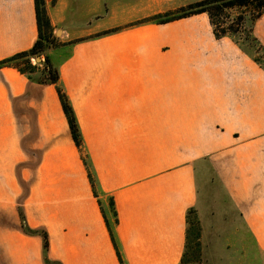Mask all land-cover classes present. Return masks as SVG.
Returning a JSON list of instances; mask_svg holds the SVG:
<instances>
[{"label": "crops", "instance_id": "1", "mask_svg": "<svg viewBox=\"0 0 264 264\" xmlns=\"http://www.w3.org/2000/svg\"><path fill=\"white\" fill-rule=\"evenodd\" d=\"M133 4L111 1L121 29L91 37L101 0H45L54 35L82 39L51 57L84 149L55 84L0 67V264H121L110 198L124 264H179L191 209L207 258L245 264L247 232L264 258V67L207 13L130 27ZM253 32L264 45V11ZM37 39L35 0H0V61Z\"/></svg>", "mask_w": 264, "mask_h": 264}, {"label": "trees", "instance_id": "2", "mask_svg": "<svg viewBox=\"0 0 264 264\" xmlns=\"http://www.w3.org/2000/svg\"><path fill=\"white\" fill-rule=\"evenodd\" d=\"M250 5L254 6V8L256 9V14L253 17V22L251 25L249 35L251 37L253 36V41L259 45L262 51H264V45L258 40V38L254 35V32H253L254 21L264 11V0H201V1L188 5L186 8H182L181 10L177 12H173V13L171 12L165 15L154 16L146 21L154 22L157 24H163V23H167L173 20L185 18L191 15H195L199 13H207L210 18V22L213 27V32L216 38H222L225 36H229L233 38L243 50H245L249 55H251L254 58L256 62H258L259 64L263 66L260 59L255 57L250 51H248L236 38V34L239 31H241V28L244 23L243 22L244 18L242 16H238L237 22L235 24L234 23L228 24L227 26L225 24L226 22L221 20L223 15H225V10H229L235 7H247ZM35 7H36L37 24H38V39L36 40L34 45L29 50L19 52L9 58H6L0 61V67H3V66L16 67L21 72L26 73L31 78H34L35 77L34 74L39 72V73H42L41 77L40 78L35 77L38 82L55 84L57 88V92L61 100V103H62V106H63V110L69 122L73 140L75 141L76 145L79 148L84 149L82 135H81L78 123H77L74 110L71 106V103L69 101L67 94L65 93V91L63 90V88L61 87L59 83L60 82L59 69L54 65L52 57L48 54L46 55L44 66L42 68H40V66L37 64H33L32 62V59L34 57L43 55L50 48L51 45H54L57 42V37L54 35V28L51 24L50 18L45 8V0H35ZM116 31L117 29L107 32L106 34L113 33ZM80 40L82 39H78L76 41H80ZM72 43L74 42H69V45ZM63 46H67V44H64ZM19 61H22V62L20 63ZM84 161L88 165L87 156H84ZM89 176L94 186L95 180H94L93 174L90 171V169H89ZM100 204H101V209L103 212L105 222L111 234L113 244L117 250L119 260L121 264H124V261L122 259V256H121L118 244H117L116 235H115V226L118 222V218H117V212H116L114 201L112 198L109 199L110 213L106 211V209L102 206L101 202ZM191 211H193V209H191L188 212L187 222L189 219V213ZM197 229L200 232V226ZM187 231H188V228H187ZM45 245L47 246V242ZM186 247H187V242H186ZM185 253H186V249L183 254V258L179 264H184Z\"/></svg>", "mask_w": 264, "mask_h": 264}, {"label": "rangeland", "instance_id": "3", "mask_svg": "<svg viewBox=\"0 0 264 264\" xmlns=\"http://www.w3.org/2000/svg\"><path fill=\"white\" fill-rule=\"evenodd\" d=\"M111 1H113V3L116 2V0H101L102 7H104L103 14L97 16L96 19L101 18L100 21L102 22L101 23L102 28L97 32H95L94 34H92L91 37L106 36L111 34V33L106 34L107 32H110L115 29H117L118 31L121 29V27L113 26V23L107 21V17H108L107 13L109 11V6ZM198 1L201 0H143V4H138L139 0H133L134 18L130 24H127V26L134 27L145 24H157L146 20L154 16L165 15L171 12L172 13L177 12L182 8H186L188 5ZM147 4L151 7L149 11H145L144 5ZM152 8L157 9L156 13H152L153 12ZM138 13L139 15H136ZM146 13H150V14L146 16L145 15ZM255 14H256V9L254 8L253 5L247 7H235L229 10H225V15L228 17L223 15L221 20L226 22L225 24L227 26L228 24H233V23L235 24L237 22L238 16H242L244 18L243 26L241 28V31H239L236 34V38L248 51H250L255 57L259 58L264 66V51H262L259 45L253 41V36L251 37L249 35L251 25L253 22V17ZM58 34H60V32H58ZM76 40H69V39L61 40L57 38V42L54 45H51L50 48L43 55L34 57L32 59L33 64H37L40 66V68H42L44 66L45 57L47 54L50 56L55 54L56 58L59 59L63 58L68 53L69 50L68 48H66V46L63 45L64 44L69 45V42H75ZM19 62L21 63L22 61ZM55 64L56 62L54 63V65ZM41 75L42 73L39 72L34 74V76L38 78H40ZM200 186L202 192L205 195L209 193L210 197H214L215 193L217 191H220L221 189L219 187V184L214 180H211L210 178L205 179L204 182H201ZM108 204H109V200H108ZM199 226H200V232L197 229L199 228ZM187 228H188L187 247L184 258L185 259L184 264H216L211 260V258H207V250L203 241V228L201 226V221L195 209H193V211L189 213ZM246 251H247V258L245 264H264V258H258L256 245L254 242L252 243L248 232L246 235Z\"/></svg>", "mask_w": 264, "mask_h": 264}]
</instances>
